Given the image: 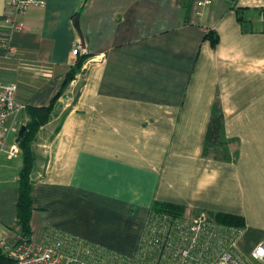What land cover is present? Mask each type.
<instances>
[{"label":"crops","instance_id":"0c3cea01","mask_svg":"<svg viewBox=\"0 0 264 264\" xmlns=\"http://www.w3.org/2000/svg\"><path fill=\"white\" fill-rule=\"evenodd\" d=\"M9 10L0 0V32L19 55L4 57L0 38V82L26 105L21 127L61 91L78 42L89 48L33 144L34 243L56 228L134 256L156 201L242 215L240 254L241 240L264 242V20L253 0H46L17 15L24 30ZM216 107L229 159L203 153ZM22 166L1 156L9 244Z\"/></svg>","mask_w":264,"mask_h":264},{"label":"built area","instance_id":"2783aa9c","mask_svg":"<svg viewBox=\"0 0 264 264\" xmlns=\"http://www.w3.org/2000/svg\"><path fill=\"white\" fill-rule=\"evenodd\" d=\"M8 1L10 10L6 20L16 30L26 28L17 15L46 4V0ZM253 3L261 10L264 20V0H253ZM0 38L4 57L19 55L7 34L0 32ZM73 53L87 55L89 48L79 41ZM1 59L0 56V64ZM16 89L14 83L0 82V159L3 154L12 158L21 151L17 141L21 128L18 118L26 105L16 100ZM240 232L236 227L219 223L209 211L194 215L184 212L179 216L152 214L141 239L140 257H133L129 264H256L238 252ZM0 244L12 258L11 264H127L122 257L107 252L104 246L56 228L47 231L40 243L20 237L14 243L1 240ZM141 257L149 260L143 262ZM251 257L258 264H264V242L253 248Z\"/></svg>","mask_w":264,"mask_h":264},{"label":"trees","instance_id":"16d2710c","mask_svg":"<svg viewBox=\"0 0 264 264\" xmlns=\"http://www.w3.org/2000/svg\"><path fill=\"white\" fill-rule=\"evenodd\" d=\"M208 39L211 40L212 45H216L219 41V36L215 31H209L206 35ZM88 57L87 55L80 56L76 65L72 67L66 74V78L63 87L60 92H58L52 99L51 103L43 106H32L29 107V121L26 123V129L23 136L19 139L18 145L21 149L23 166L19 173V198L17 202V224L20 226L21 231L19 237L32 238V214L34 210L33 200H32V170L35 164V153L33 149L34 141L37 138V134L41 127L45 125L55 112V104L59 97L65 91L69 83L76 77V75L81 71L84 61ZM212 152L215 153V157L222 159H229V147L228 141L225 137L224 131V116L222 111L216 107L214 108L212 117L208 124L205 145H204V155H209ZM185 212V206L171 203V202H161L156 201L151 207L150 217L152 214L159 213H169L175 216L183 215ZM215 219L221 223L236 227L239 231L244 229L246 223L242 215L226 212H210ZM50 230V229H49ZM48 230V232H49ZM17 238V239H18ZM1 242V240H0ZM141 240L138 251L134 256H128L120 252L104 248L111 255H116L117 257H122L123 261L127 264L131 263L133 257H140L142 249ZM143 262L148 261V257L140 258ZM12 258L4 252L3 247L0 244V264H11Z\"/></svg>","mask_w":264,"mask_h":264},{"label":"rangeland","instance_id":"374dc122","mask_svg":"<svg viewBox=\"0 0 264 264\" xmlns=\"http://www.w3.org/2000/svg\"><path fill=\"white\" fill-rule=\"evenodd\" d=\"M67 89V88H66ZM65 89V90H66ZM29 121V120H28ZM27 121V122H28ZM22 122H24V119L22 120ZM21 122V123H22ZM26 122V123H27ZM26 123H24V125H26ZM23 124V123H22ZM18 155H22V153H21V151L19 152V154ZM21 160V157H18L17 158V161H20ZM242 242H243V246L242 247H240V252H241V254L246 258V259H249L250 261H252V262H254V263H256V264H258L257 263V261H255L252 257H251V252H252V248H251V246H250V244L251 243H249V242H247V241H244V240H241ZM263 242V241H262ZM261 242V243H262Z\"/></svg>","mask_w":264,"mask_h":264},{"label":"water","instance_id":"95a60500","mask_svg":"<svg viewBox=\"0 0 264 264\" xmlns=\"http://www.w3.org/2000/svg\"><path fill=\"white\" fill-rule=\"evenodd\" d=\"M25 129H26V126L25 125H23L22 127H21V129H20V131H19V136H18V141H19V139L23 136V134H24V132H25Z\"/></svg>","mask_w":264,"mask_h":264}]
</instances>
